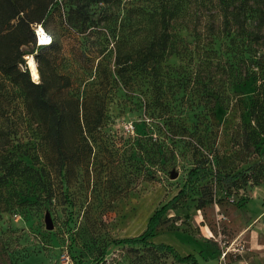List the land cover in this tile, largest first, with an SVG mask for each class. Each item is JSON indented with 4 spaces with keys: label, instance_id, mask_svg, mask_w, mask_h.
Returning a JSON list of instances; mask_svg holds the SVG:
<instances>
[{
    "label": "rangeland",
    "instance_id": "rangeland-1",
    "mask_svg": "<svg viewBox=\"0 0 264 264\" xmlns=\"http://www.w3.org/2000/svg\"><path fill=\"white\" fill-rule=\"evenodd\" d=\"M155 1L91 5L80 31L66 23L65 0L48 14L45 28L58 44L54 73L71 81L56 95L73 125L75 155L62 168L41 118L27 115L19 89L0 74V157L30 160L45 182L24 177L3 189L16 207L0 215V264H180L114 243L138 239L165 206L149 239L155 245L197 264H264V178L254 185L235 177L233 185L215 177L243 176L264 163V134L251 123L261 77L242 81L251 66L239 55L250 50L264 68V47L239 46L234 54L226 34L207 32L202 10L193 9L169 31L168 54L146 62ZM131 9L142 15L127 21ZM21 50L28 64L34 47ZM194 156L201 175L188 181Z\"/></svg>",
    "mask_w": 264,
    "mask_h": 264
},
{
    "label": "trees",
    "instance_id": "trees-1",
    "mask_svg": "<svg viewBox=\"0 0 264 264\" xmlns=\"http://www.w3.org/2000/svg\"><path fill=\"white\" fill-rule=\"evenodd\" d=\"M64 1V0H63ZM65 10L67 11L66 23L75 30L80 31L92 19L87 16L89 12L86 8L99 2L105 4L109 0H65ZM58 6L56 0H0V74L5 76L10 84L16 86L22 97V102L27 115L39 116L43 122L44 137L50 144L58 166L64 167L66 162L73 159L74 151L69 154V130L72 129L71 116L67 104L56 99V95L70 87V78L56 75L53 70L58 44L53 34L45 27L48 14L52 12L53 6ZM142 9V7H140ZM201 9V23L207 32L216 34L225 33L230 47H234V54L239 46L245 49L253 46L264 47V0H156L153 11L148 15V25L150 37L145 39V47L151 63L158 62L172 45L169 31L174 23L189 15V11ZM138 15L133 9L127 10L126 20L130 21ZM139 15H142L141 13ZM138 15V16H139ZM191 23V24H190ZM41 25L51 37L52 42L46 47H36V40L32 30V25ZM194 35L197 31L196 23H186ZM191 25V26H190ZM77 31V32H78ZM33 46L37 71L40 76V83L35 84L30 78V72L26 62L23 60L25 52L21 50L23 46ZM240 59L250 60L249 73L242 81L250 78L261 77V85L256 90L251 107V123L258 134H264V68L259 59L254 61L255 54L250 50L239 53ZM116 65H120L123 58L120 50L116 55ZM19 65L24 66L20 70ZM241 81V80H240ZM54 89L53 92L51 90ZM74 120V119H73ZM101 124L100 119L95 123V127ZM88 127V126H87ZM88 133L81 131L80 135ZM255 134V132H253ZM1 136V134H0ZM25 157V155H23ZM195 165L188 172V181L201 175L199 163L194 156ZM264 171V163H258L252 172L235 176L216 174L219 181L233 183L235 177H241L244 184L252 183L258 185L264 178H258L255 173ZM24 177L35 178L41 185H44L41 170L34 167L28 159L13 157H0V215L2 213L13 212L16 207L12 196L3 190L9 186L13 180H20ZM204 177V175L202 176ZM246 203L241 200V205ZM204 203L200 206L203 207ZM166 207V206H165ZM165 207L156 211L150 218L146 231L138 239H123L115 241V244H125L128 246L139 245L147 249L161 251L172 256L173 260L180 264H197L192 255L185 257L178 256L170 247L155 245L150 242L154 236L156 228L162 223L161 215ZM1 220V219H0Z\"/></svg>",
    "mask_w": 264,
    "mask_h": 264
},
{
    "label": "built area",
    "instance_id": "built-area-1",
    "mask_svg": "<svg viewBox=\"0 0 264 264\" xmlns=\"http://www.w3.org/2000/svg\"><path fill=\"white\" fill-rule=\"evenodd\" d=\"M32 30H33L35 40H36V47H46L51 44L52 42L51 35L47 31H45L41 25L36 24L32 26ZM30 56L33 57V60H34V54H31ZM28 67L29 66H27V68Z\"/></svg>",
    "mask_w": 264,
    "mask_h": 264
},
{
    "label": "bare ground",
    "instance_id": "bare-ground-1",
    "mask_svg": "<svg viewBox=\"0 0 264 264\" xmlns=\"http://www.w3.org/2000/svg\"><path fill=\"white\" fill-rule=\"evenodd\" d=\"M27 62H28V66L30 68L31 76L34 79V81L37 82L38 79H39V76H38V73H37V69H36L35 62L33 60V57L27 58Z\"/></svg>",
    "mask_w": 264,
    "mask_h": 264
},
{
    "label": "water",
    "instance_id": "water-1",
    "mask_svg": "<svg viewBox=\"0 0 264 264\" xmlns=\"http://www.w3.org/2000/svg\"><path fill=\"white\" fill-rule=\"evenodd\" d=\"M28 70L30 72V68L28 67ZM31 73V72H30ZM174 178V177H173ZM45 225H46V228L48 230H51L52 229V224H51V220L49 219L48 216L45 217Z\"/></svg>",
    "mask_w": 264,
    "mask_h": 264
}]
</instances>
